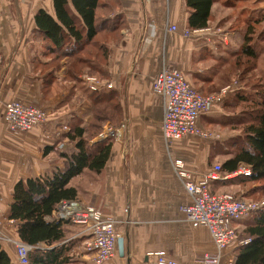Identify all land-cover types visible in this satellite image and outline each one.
<instances>
[{
    "label": "crops",
    "instance_id": "obj_1",
    "mask_svg": "<svg viewBox=\"0 0 264 264\" xmlns=\"http://www.w3.org/2000/svg\"><path fill=\"white\" fill-rule=\"evenodd\" d=\"M119 3L115 13L123 15L126 27L119 41L108 37L111 56L103 67L108 79L101 81L118 93L124 113L119 125L109 123L90 142L92 146L107 139L109 130L113 132L104 182L80 193L76 207L94 206L119 221L124 256L118 252L106 264H150L148 254L160 250L181 264H202V256L214 254L216 248L207 228L186 221L181 207L191 199L172 169L171 158L184 160L190 172L199 177L216 164L212 161L215 152L198 144V138L166 146L160 130L163 101L154 93V80L168 64L181 69L188 81L203 91L233 84L237 69H229L230 54L239 50L242 37L240 32H228L234 24L230 12L243 10L246 19L264 2L219 0L213 6L210 27L197 32L188 29L186 0ZM40 10L54 16L53 1L0 0V244L13 264H21L13 245L19 240L16 223L8 218L14 186L20 180L42 178L63 169L67 158L76 153L75 143L67 134L77 126L87 127L92 119L85 75L78 80L68 79L63 67L55 73V82L45 88L36 67L37 57L47 62L34 34L35 15ZM172 26L177 32L169 31ZM185 31L192 34L185 37ZM219 33H227L228 40L223 41ZM243 91L238 86L225 104L235 102ZM14 100L42 106L48 114L46 123L28 133L11 132L3 117L6 104ZM220 111L221 107L213 106L202 117L201 125L210 118L229 116ZM88 239L83 228H72L67 242L73 244L70 254L78 264H93L85 250ZM236 246L223 252L221 264L233 263Z\"/></svg>",
    "mask_w": 264,
    "mask_h": 264
},
{
    "label": "trees",
    "instance_id": "obj_2",
    "mask_svg": "<svg viewBox=\"0 0 264 264\" xmlns=\"http://www.w3.org/2000/svg\"><path fill=\"white\" fill-rule=\"evenodd\" d=\"M52 1L54 16L45 10L35 15L34 34L47 60L44 63L37 57L36 67L45 88L55 82V73L63 67L68 79L78 80L87 75L107 80L108 74L103 67L108 65L111 56L108 37L119 41L121 31L126 27L123 15L115 13L120 7L119 0ZM218 1L186 0L188 29L197 31L210 27L214 21L213 6ZM257 11L249 12L246 19L243 10L230 16L235 21L233 27L239 28L242 37L239 50L230 54V59H236L234 65L240 74L238 82L244 91L229 106L243 111L237 118L243 138L234 144V150L227 153L229 158L221 164L222 174H232L246 166L252 175L212 182L214 194H220L217 191L220 187L240 181L258 183L251 194H264V67L258 52L260 42L264 41V9ZM87 94L92 102V120L90 126H77L67 134V138L75 143L76 153L67 158L66 166L42 178L20 180L14 186L8 218L16 223L19 240L34 247L28 254L27 264L77 262L70 254L73 244L67 240L72 228L78 226L64 221L49 222L46 218L62 202H77L80 193L103 184L113 138L108 137L92 146L90 142L101 133L104 123L115 121L119 125L124 113L114 90ZM251 194L234 196L248 199ZM250 216L253 218L249 221H239L244 229L233 249V264H264V209ZM245 240L250 242L241 244ZM41 244L45 247H39ZM0 264H13L1 244Z\"/></svg>",
    "mask_w": 264,
    "mask_h": 264
},
{
    "label": "built area",
    "instance_id": "obj_3",
    "mask_svg": "<svg viewBox=\"0 0 264 264\" xmlns=\"http://www.w3.org/2000/svg\"><path fill=\"white\" fill-rule=\"evenodd\" d=\"M169 31L177 32V27L172 26ZM191 34L192 32L185 31L183 35L189 37ZM221 39L226 42L228 34L223 33ZM83 80L92 92L112 88L95 76H86ZM237 89L238 85L234 82L223 88L219 95L204 96L193 87L181 69L165 64L154 80L153 90L163 101L164 113L160 130L166 146L170 148L173 143L186 138L206 141L216 139L217 135L202 127L201 119L218 101L228 99ZM3 119L11 132L28 133L44 125L48 114L42 106L14 100L6 104ZM111 131L107 132V137L113 133ZM171 166L191 199L189 204L181 207L186 221L207 228L216 248L214 254L202 256V264H221L223 252L237 243L235 223L264 209V201L254 202L231 193L214 194L211 183L234 180L241 176L250 177L251 170L241 166L235 173L222 174L221 164H215L207 173L198 177L190 172L185 161L180 158H171ZM76 205V202H62L46 220L64 221L83 228L89 236L85 250L91 255L93 264H106L118 254L119 221L94 206ZM249 242L245 240L241 244ZM13 243L19 262L27 264L28 254L34 247L20 240ZM148 257L152 258L150 264H181L164 250L152 252Z\"/></svg>",
    "mask_w": 264,
    "mask_h": 264
},
{
    "label": "rangeland",
    "instance_id": "obj_4",
    "mask_svg": "<svg viewBox=\"0 0 264 264\" xmlns=\"http://www.w3.org/2000/svg\"><path fill=\"white\" fill-rule=\"evenodd\" d=\"M239 9H240V6H239ZM261 9H264V5L263 4L260 5V9H258L257 13L260 12ZM236 12H238V9H236L235 11L230 12V14L236 15ZM228 32H233V33H237L238 32L239 33L240 31H239V28L233 27V24H232V27H228ZM260 46H261V48L258 49V52H260V54H261L260 55V57H261L260 61H261V64L263 65V67H264V41L260 42ZM235 61H236V59H232V62L229 65V69L231 71H233L234 70V66H236V65H234ZM239 77H240V74L237 71L235 73V78H234L233 81L238 86H240L239 85L240 83L238 82V78ZM100 80L106 81L103 78H100ZM195 89H197V88H195ZM222 89L223 88H221L219 90H213L212 88H210V89L208 88V89H204L205 91L200 90V89H197V90L200 91L203 95L207 96L208 95L207 94L208 91H214V92H211V95H214V94L215 95H219L221 93ZM233 94L228 99H226V100L224 99V100H222L220 102L218 101L217 104H215L216 107H218V108L221 107V111L223 110L224 112L229 114V116H218V117H215L216 119L210 118L208 120L202 121V127L206 131L214 133V135H217L218 137L216 139L211 140V141L210 140L206 141L204 139H199L198 141H200V142L197 141L198 144H201V145H203L205 147L212 148V153L214 154V152H215V155L212 158V161H213V163H216V164H221L226 159H228L229 155L227 153L230 150H234V144L239 143L240 139L243 138L241 130H240L241 127H240V125L237 124V118L241 116L243 111L241 109L231 108L230 106H227L225 104L226 102H228L227 100L231 99V97L233 98ZM234 97H236V96L234 95ZM90 123H91V121L88 123V126H90L89 125ZM109 123H111L113 125H116L115 121H113V122L109 121L107 123H104L102 125V131L99 134V136L103 133V131H105V129H106L105 127H107V125ZM195 142H194V144H196ZM216 152H220V153H216ZM217 154H219V158L215 157V156H217ZM241 182L242 181H240L239 184L234 183V184H228L227 186L220 187L217 191L220 192V193L236 194L238 197H243V193L251 194V192L256 190L255 187L258 186L257 185L258 183H244V182L241 183ZM259 184H261V183H259ZM251 195H252L251 197L247 196V197H249L248 200L251 199V201H254V202L264 201V194H262V192L255 193V194L252 193ZM252 218H253V216H250L247 219H245V221H249ZM243 229H244L243 227H239L238 229H236L237 230L236 231L237 232V239H239V234L242 232ZM75 264H78V263L76 262Z\"/></svg>",
    "mask_w": 264,
    "mask_h": 264
},
{
    "label": "water",
    "instance_id": "obj_5",
    "mask_svg": "<svg viewBox=\"0 0 264 264\" xmlns=\"http://www.w3.org/2000/svg\"><path fill=\"white\" fill-rule=\"evenodd\" d=\"M118 252L121 257L124 256V238L122 237L118 239Z\"/></svg>",
    "mask_w": 264,
    "mask_h": 264
}]
</instances>
